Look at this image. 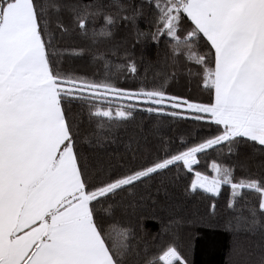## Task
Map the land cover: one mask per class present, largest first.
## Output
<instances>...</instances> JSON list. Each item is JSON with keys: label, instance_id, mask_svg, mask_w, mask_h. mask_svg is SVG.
Returning <instances> with one entry per match:
<instances>
[{"label": "snow or ice", "instance_id": "obj_1", "mask_svg": "<svg viewBox=\"0 0 264 264\" xmlns=\"http://www.w3.org/2000/svg\"><path fill=\"white\" fill-rule=\"evenodd\" d=\"M199 225L264 264V0H0V264H194Z\"/></svg>", "mask_w": 264, "mask_h": 264}, {"label": "trees", "instance_id": "obj_2", "mask_svg": "<svg viewBox=\"0 0 264 264\" xmlns=\"http://www.w3.org/2000/svg\"><path fill=\"white\" fill-rule=\"evenodd\" d=\"M143 28L144 25L141 24ZM137 56H139V52H137ZM89 72L95 71V68L87 69ZM100 71H103L102 66L100 67ZM186 84L183 80L179 83L176 80L170 82V90L174 93L182 92L186 90ZM195 88L193 87V95H195ZM136 121L130 126L134 127L136 123L143 122L144 126L150 127L152 124L156 122L157 119H162L165 123H169L167 119L164 117H156L155 114H147V113H136ZM174 127L179 128L180 132H185L186 129L183 126L175 125ZM170 134V133H169ZM195 134V133H194ZM247 151V149H241V155L243 156ZM215 158V154H210L207 158L200 157L199 166L196 168L198 171L204 172L206 175H212L211 169L207 166L212 159ZM222 163H227L228 161H218ZM250 171L252 174H258L259 172V157L252 162L250 165ZM237 176L241 175V172L237 170ZM185 179L190 180V176ZM184 181H181V187L179 188H168L167 194L165 190L162 188L159 193L155 191V185L151 189L152 194L156 196V199L159 201V205L163 207H167L170 202H177L183 199L182 197V185ZM230 189L225 188L222 190L221 195L216 200V213L218 218H223L228 214V210L225 207L226 198L229 194ZM168 197L172 198V201H169ZM198 198L189 197L188 202L184 207H181L176 210V215L182 216L185 214H191L192 212H197L199 214L204 213L205 205H208L207 211L211 212V200L204 201L203 203L197 202ZM195 204V207L192 205ZM165 217H167V211L163 213ZM146 228L150 229L152 232H155L159 227V224L156 222H146ZM180 235L183 239L188 238L189 230L187 228H182L179 230ZM229 241V236L223 229L220 228H209L203 225H199L196 228L191 230V243L193 246L192 259L194 264H224L225 253L227 251L226 245Z\"/></svg>", "mask_w": 264, "mask_h": 264}]
</instances>
